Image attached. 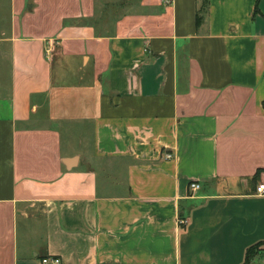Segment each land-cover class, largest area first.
<instances>
[{"label": "crops", "instance_id": "0c3cea01", "mask_svg": "<svg viewBox=\"0 0 264 264\" xmlns=\"http://www.w3.org/2000/svg\"><path fill=\"white\" fill-rule=\"evenodd\" d=\"M3 7L0 264H264V0Z\"/></svg>", "mask_w": 264, "mask_h": 264}, {"label": "built area", "instance_id": "2783aa9c", "mask_svg": "<svg viewBox=\"0 0 264 264\" xmlns=\"http://www.w3.org/2000/svg\"><path fill=\"white\" fill-rule=\"evenodd\" d=\"M172 1V0H167ZM172 155L169 154L168 157H171ZM201 188V184L197 181H193L190 183L189 189L191 192H195ZM257 194H264V183H260L257 185L256 188ZM42 264H62V259L59 256H45L41 259Z\"/></svg>", "mask_w": 264, "mask_h": 264}, {"label": "trees", "instance_id": "16d2710c", "mask_svg": "<svg viewBox=\"0 0 264 264\" xmlns=\"http://www.w3.org/2000/svg\"><path fill=\"white\" fill-rule=\"evenodd\" d=\"M201 16L198 17V21L201 20ZM262 244L261 243H257L251 247H249L247 249V253H246V259L244 264H251V262L253 261V259L255 258V256L259 253V248Z\"/></svg>", "mask_w": 264, "mask_h": 264}, {"label": "rangeland", "instance_id": "374dc122", "mask_svg": "<svg viewBox=\"0 0 264 264\" xmlns=\"http://www.w3.org/2000/svg\"><path fill=\"white\" fill-rule=\"evenodd\" d=\"M4 5V4H3ZM9 19V13L6 10V7H3V9L0 12V20L2 24H7V20ZM8 25V24H7ZM6 25V26H7ZM263 255H260V257L264 256V252L262 253Z\"/></svg>", "mask_w": 264, "mask_h": 264}]
</instances>
